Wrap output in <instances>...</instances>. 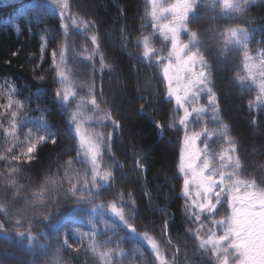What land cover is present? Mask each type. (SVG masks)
<instances>
[{"label":"trees","instance_id":"16d2710c","mask_svg":"<svg viewBox=\"0 0 264 264\" xmlns=\"http://www.w3.org/2000/svg\"><path fill=\"white\" fill-rule=\"evenodd\" d=\"M68 3L70 8L61 19L53 0H0V89L6 94V85L11 84L17 88L18 98L26 102L28 115L23 120L24 131L38 127L39 117L43 114L52 125V132L59 133L56 144L47 142L38 147L31 163L18 162L21 171L14 174L16 185L12 188L8 187L9 165L0 160V204L5 205L8 213L26 208L25 215L32 217L31 231L35 237L30 243L27 236L18 237L11 222L5 219L8 229L6 233H0V264H104L99 252L106 250L105 244L107 249L113 250L119 245L118 253L114 251L108 257L109 264H153L154 261L146 242L137 236L125 238V230L108 226L119 224L109 212L98 211L92 216L93 223L89 224L90 210L74 207V198L63 195L69 187L65 174L76 183L77 174L83 176L87 167V158L82 153L77 157L76 143L66 135L67 110L54 97L59 85L53 83L55 69L52 68L51 53L57 52L56 61L59 62V51L65 43L67 69L70 77L81 85L79 95L83 90L87 94V86L93 85L97 96L103 93L101 108L109 110L113 119L122 125V130H116L114 134L112 151H106L107 142L102 150L101 162L104 167L114 170L116 180L114 184L101 186L103 195L96 203L126 205L125 211L133 217L137 230L156 239L168 264H212L210 252L202 254L198 248L193 233L199 224L190 218L185 198L180 194L182 177L176 166L182 135L178 117L182 112L166 96L156 58L143 57V46L136 43L138 38L149 36L150 46L157 50V56L167 55L168 42L151 26L148 1L68 0ZM217 3L218 0H214L208 5L202 4L195 16L190 14L191 27L200 30L204 36L220 115L230 126L229 134L238 142L243 162L240 178L256 180L257 187L264 189V104L255 102L258 92L247 83L240 47L230 46L221 56L222 45L214 43L218 37L215 28L239 24L251 29V53L264 48V0H239L244 6L241 14L231 9L219 13ZM213 16L216 18L212 19ZM251 19L254 23L249 24ZM77 20L91 22L89 30L74 23ZM61 24L67 27V37ZM93 34L99 38L95 52L96 46L90 39ZM182 37L186 40L187 34L183 33ZM42 43L47 47L43 53ZM89 55H92L91 60L84 58ZM101 56L106 58L109 67L101 68ZM238 75L245 79L238 80ZM41 77H44L43 81ZM122 90L125 101L119 99ZM228 90L230 93L226 94ZM226 95L238 109L232 107L228 111ZM250 101L253 102L251 107ZM69 109H73V103ZM124 109L126 117H123ZM209 111L200 117L194 115L191 118L194 122L189 127L195 130L202 125L217 128L218 123ZM88 121L84 122L86 127L91 126ZM157 122L164 127L157 129ZM126 130L130 132L128 137ZM112 131L111 122L104 121L103 134ZM204 139L198 141L199 148L204 147ZM207 140L214 154L227 146L219 134ZM253 142L258 145L255 143L256 151L251 153ZM7 146L0 134V156L5 155ZM73 158H76L73 164L67 165ZM216 163H219L218 158ZM46 179L59 186L49 188L44 193L43 204L33 209L30 206L33 194L39 192ZM108 188L112 190L105 192ZM128 193L132 194L131 200ZM118 194H124L122 199ZM26 201L30 204L26 205ZM45 210L54 213L50 222L40 219ZM188 217L194 220L190 224ZM201 220L204 229L207 226L209 230L213 229L211 216L204 215ZM165 221L168 222L167 234ZM25 224L27 226L26 221ZM72 228L89 233V237H81L79 232L71 231ZM93 230L99 246L95 254L90 250ZM65 237L79 248V252L61 246L60 239Z\"/></svg>","mask_w":264,"mask_h":264},{"label":"snow or ice","instance_id":"6c2138e0","mask_svg":"<svg viewBox=\"0 0 264 264\" xmlns=\"http://www.w3.org/2000/svg\"><path fill=\"white\" fill-rule=\"evenodd\" d=\"M214 0H175L167 7L159 4L158 0H148L151 5V11L148 15L151 17L153 30H158L159 35L164 41L170 42V48L166 56H157V50L150 46V37L143 36L138 38L136 43L143 46V56L145 58L156 57L155 63L160 66L162 81L166 86V96L172 98L175 105L181 110L182 114L178 117L179 129H182L180 138V149L178 154L177 171L182 177L180 194L191 201L187 211L190 218L198 222L199 227L194 231V239L198 242V248L202 254L209 253V259L212 264H264V189L257 187L256 180H244L240 178V172L243 168V162L239 152V146L236 139L230 133V126L223 122L217 103V93L214 90L213 68L206 56V45L204 36L200 30H193L190 14L195 16L199 6L208 5ZM53 3L60 10L61 19L65 12L70 8L68 0H53ZM216 7L219 13L225 10H233L237 14L244 12V6L239 0H218ZM169 13L170 18L162 20V14ZM216 17L213 16L212 19ZM83 26L85 31L89 30L91 22L77 20ZM254 20H249V24ZM64 29V35L67 37V27L61 24ZM218 37L214 43L222 45L219 54L224 56L230 46H239L243 52V67L246 71H251L252 67L259 69V82L257 84L258 94L255 102H264V48L255 53V56L249 50V34L251 29L247 26L234 24L227 27H217ZM182 33L187 34V39H182ZM91 44L96 46L98 51L99 38L93 34ZM67 44L59 51V62L56 61L57 52L53 51L52 68L55 69L53 83L59 87L54 92L56 101L60 102L62 108L67 110L66 135L71 137L76 143L77 157L81 153L87 157V167L84 169L83 176L79 173L76 176V183L72 178L65 174L64 179L68 180L69 187L63 193L68 198H74V207H82L90 210L88 222L92 224V216L98 211L109 212L119 224L108 225L109 227L125 230L124 236H137L140 240L150 246L153 264H168L165 256L160 250L156 239L147 232H139L135 226L134 219L126 211L123 203L102 202L97 204L96 200L101 198V186L103 184H114L116 176L114 170L106 168L102 164L103 148L107 142V152H111V142L113 141L116 130H122L121 123L113 119L112 114L107 109H102L103 93L97 96L94 92V86L88 85V93L84 97H79L78 89L81 87L70 77V72L66 65ZM46 43H42L41 52H46ZM17 53H13L16 55ZM94 54V53H93ZM91 60L92 55L84 57ZM105 57L101 56V68H107ZM255 60V64L253 61ZM238 80L245 79L238 75ZM254 82L255 76L248 77ZM43 81L44 77L40 78ZM8 92L5 94L0 89V129L4 141L7 143L5 155L0 156L9 165L8 187L16 185L14 174L21 171L18 162L31 163L36 158L38 147L51 142L56 144L59 139V133L52 132V125L42 114L39 119L40 125L35 128H29L24 131L23 120L28 115L27 104L19 99L18 90L11 84L6 85ZM206 94V105L200 104L201 94ZM79 97V99H77ZM76 101V107L69 109ZM253 102L250 101V107ZM88 105V111L95 113L94 116L85 112L84 106ZM211 109L212 118L217 121V128H209L202 125L199 130L189 127L194 121L191 118L195 115L200 117L202 113ZM143 109H141L142 111ZM46 111V109H45ZM85 120H95L97 125L103 121H110L113 131L103 134L98 131H85ZM255 124V121L253 122ZM172 125H169L171 127ZM106 127V125H105ZM163 124L156 123V128H163ZM178 129V130H179ZM220 135L223 137L226 147H222L218 154L210 151L208 140L212 136ZM23 137L22 139L20 137ZM204 137V147H198V141ZM219 163H216V160ZM76 158L67 161L71 166ZM119 167V166H118ZM231 169V171H229ZM90 172V175H89ZM57 182L46 179L41 185L39 192L33 194V202L29 205L35 209L44 202V193L49 188H56ZM192 186L195 188V196L192 195ZM243 189V192H242ZM18 190V189H17ZM111 188L104 189L105 192L111 191ZM121 199L124 194H118ZM132 199V194H127ZM226 200L231 215L223 220H213L214 225L223 226L222 234L210 232L207 237L201 235L203 222L202 214L213 216L222 202ZM134 207V205H133ZM26 208H21L15 212L8 213L5 205L0 204V233H6L8 225L4 220L11 222L13 231L18 237L27 236L29 243L34 239L31 231L32 217L26 216ZM54 213L45 210L40 216L46 222L52 220ZM27 222V226L25 224ZM168 222L165 221L164 231L167 234ZM71 231L79 232L81 237H89V233L80 232L78 228H72ZM189 231H192L189 229ZM59 236L61 234H58ZM93 244L90 250L97 253L95 231L91 234ZM171 244V240L168 241ZM60 244L64 248L79 252V248L69 243L68 238L60 239ZM104 251L99 252V257L104 264H109L108 257L115 251L118 253L119 245L116 250L107 249L105 244Z\"/></svg>","mask_w":264,"mask_h":264},{"label":"rangeland","instance_id":"374dc122","mask_svg":"<svg viewBox=\"0 0 264 264\" xmlns=\"http://www.w3.org/2000/svg\"><path fill=\"white\" fill-rule=\"evenodd\" d=\"M148 1V0H147ZM175 2V0H158V3L159 4H163L165 7H167V6H169V5H171V4H173ZM151 11V5H150V7H149V12ZM168 18H170V14L169 13H164V14H162V20H167ZM149 20L151 21V17L149 16ZM183 34V33H182ZM162 38V37H161ZM182 39H184L183 37H181ZM168 42V49L170 48V42L169 41H167ZM258 50H260V49H258ZM258 50H256L254 53H252L254 56H255V53L258 51ZM168 51V50H167ZM143 56V55H142ZM159 56V55H158ZM144 57V56H143ZM156 58V57H155ZM256 62H255V60L253 61V64H255ZM245 72H246V80H247V83L249 84V85H251V86H253L256 90H257V92H258V87H257V84H258V82H259V69L257 68V67H252L251 68V71L249 72V71H246L245 70ZM250 75H252V76H255V78H256V80H255V82L252 80V79H249L248 77L250 76ZM228 93H230V90H228V91H226V94H228ZM87 94H86V90H83V92L82 93H80V95H79V97H84V96H86ZM79 97L77 98V99H79ZM169 99H172V98H170V97H168ZM119 99L120 100H122V101H125L126 100V97H125V92L122 90V91H120L119 92ZM226 99H228V95H226ZM206 100H204V99H201L200 98V104H205L206 105V102H205ZM263 104H264V102H262ZM124 104V103H123ZM121 106V105H120ZM119 106V107H120ZM123 106V105H122ZM226 108L228 109V111H230L231 110V108L233 107V104H232V102H231V100L230 99H228V101L226 102ZM76 107V101H74L73 102V108H75ZM88 108H89V106L88 105H85L84 106V111L85 112H87L88 113V115H92V116H94L95 115V113H92V112H89L88 111ZM234 109H238V106H235V107H233ZM130 112V111H129ZM128 113V112H127ZM130 114L128 113V116H129ZM123 117H126V112H125V109H124V113H123ZM231 117V119H233V115H231L230 116ZM88 123H90V125L91 126H89V127H86L85 126V124H84V130L87 132V131H89V130H93V131H98V132H101V133H103V126H104V121H103V123L102 124H100V125H97L96 124V122H95V120H89L88 121ZM125 132V136L126 137H128V133H130L129 131H124ZM128 139V138H127ZM256 143V142H255ZM255 143L253 142L252 143V145H251V147H253V148H251V153H254L256 150H255ZM256 145H258V143H256ZM85 158H87V157H85ZM88 159V158H87ZM192 195L193 196H195V188H194V186H192ZM185 202H186V208H188V206H190V204H191V201H189V200H184ZM204 215H207V214H202L201 215V217L202 216H204ZM229 215H231V210L230 209H228V207H227V202L225 201H223L222 202V205H218V208H217V211H216V213L213 215V216H211V226L213 227V229H210L209 230V226H207V229H204V228H202L200 231H201V235L202 236H204L205 238L207 237V235L210 233V232H216V234L217 235H219V234H222V232H223V226H221V225H214L213 224V220H223V219H225L227 216H229ZM208 216V215H207ZM188 223L190 224V223H192L194 220H191L189 217H188ZM209 254V253H208Z\"/></svg>","mask_w":264,"mask_h":264}]
</instances>
